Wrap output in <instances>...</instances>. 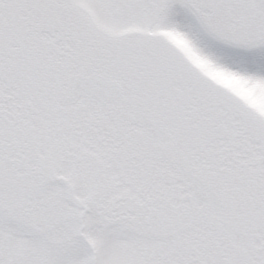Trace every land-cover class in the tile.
Segmentation results:
<instances>
[{
    "label": "snow or ice",
    "instance_id": "obj_1",
    "mask_svg": "<svg viewBox=\"0 0 264 264\" xmlns=\"http://www.w3.org/2000/svg\"><path fill=\"white\" fill-rule=\"evenodd\" d=\"M0 264H264V0H0Z\"/></svg>",
    "mask_w": 264,
    "mask_h": 264
}]
</instances>
